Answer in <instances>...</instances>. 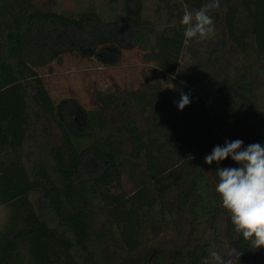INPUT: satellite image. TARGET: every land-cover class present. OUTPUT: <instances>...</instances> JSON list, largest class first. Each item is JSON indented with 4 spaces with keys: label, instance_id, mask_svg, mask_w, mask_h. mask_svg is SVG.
Masks as SVG:
<instances>
[{
    "label": "trees",
    "instance_id": "trees-1",
    "mask_svg": "<svg viewBox=\"0 0 264 264\" xmlns=\"http://www.w3.org/2000/svg\"><path fill=\"white\" fill-rule=\"evenodd\" d=\"M167 1L169 24L156 32L157 22L144 17V0H125L124 13L115 18L94 8L66 13L43 11L34 0H0V206L7 213L0 228V264H203L209 250L221 249L223 214L225 235L231 237L227 246L235 253L225 259L232 264L264 259V247L253 249L235 232L215 191L217 169L239 165L231 157L208 164L214 181L201 156L236 137L242 148L264 145V110L250 77L264 61V0H219L211 15L215 25L223 22L227 37L220 39L215 29L210 38L215 48L207 50L206 62L199 58L194 72L181 77L184 55H197L187 46L195 40L183 36L181 10L198 9L207 0ZM231 45L240 53V77H206ZM134 48L163 75L167 89L158 95L172 116L173 140L161 145L170 150L171 161L156 177H144L132 193L109 203L103 196L109 188L100 182L120 162L115 154L122 153V139L94 145L89 135L96 111L76 97L55 100L39 68L70 53L94 57L103 68ZM206 90L225 104L229 128L219 130L201 94ZM182 94L190 103L180 110ZM135 95L128 92L121 100L114 91L99 100L105 109L119 102L129 110ZM154 115L149 128L162 136L168 125ZM127 119L138 135L134 120ZM146 134L140 138L145 145ZM178 143L186 155L178 157ZM136 158L132 164L139 168ZM33 194L40 196L39 210ZM179 217L186 224L178 223ZM156 229L162 242L145 245Z\"/></svg>",
    "mask_w": 264,
    "mask_h": 264
},
{
    "label": "rangeland",
    "instance_id": "rangeland-1",
    "mask_svg": "<svg viewBox=\"0 0 264 264\" xmlns=\"http://www.w3.org/2000/svg\"><path fill=\"white\" fill-rule=\"evenodd\" d=\"M124 1L34 0V4L43 11L66 13L94 8L104 17L115 18L124 13ZM144 2V17L147 20L156 21V32H161L169 24L170 18L165 0H144ZM167 2V4L172 3L170 0ZM185 10L187 8L183 7V10H181L182 15ZM215 29L218 30L217 37H220V39L227 37L223 22L215 25ZM214 37L215 35L211 39ZM210 41V39H206L188 43V48L196 50L197 55L195 56L193 53L184 55L180 65V74L177 77L194 72L193 65L198 63L199 58L203 63L206 62L207 50L215 48ZM229 58L230 63L226 65L225 60ZM99 64L94 57H82L77 53H70L62 56L59 60H54L50 64L41 66L39 69L51 96L55 100L63 97H76L81 100L87 109L96 111L94 113L95 122L93 129L89 135L94 145L102 147L109 140L121 141L122 139V153L115 154L120 158V162L100 182L101 184H106L109 188V191L103 196L109 203H113L132 193L136 189V185L139 186L143 183L144 177H156L170 165V150L163 149L161 144L163 142L169 143L173 140V120L170 111L166 108V104L160 99L162 96L158 95V91L163 87V75L154 63L144 59V51L139 48L125 50L124 58L119 63L103 68L99 67ZM238 64H240V53L234 45H231L225 50L222 61L218 60L216 63L215 73L213 72V75L206 77H210L213 81L214 79L222 81L228 77L230 80L231 77H240V74L237 76L239 72ZM225 65L228 66V69ZM259 69L260 72L258 74L250 77H252L251 81L259 88V90H256L261 96L259 108L264 110V61L260 64ZM199 73V77H203L202 71ZM162 89L167 88L164 87ZM114 91L120 96L121 100L126 98L128 92H137V95L131 100L133 104L130 105L129 110H126L119 102L113 108L105 109L103 107L102 102L99 100L100 95L110 94ZM138 91L143 92L139 93ZM162 91L164 90H160V92ZM201 94L211 114L220 123L218 125L219 130L222 131L229 128L225 117H223V106L225 104L219 99L216 92L214 90H206L201 91ZM154 114L158 115L160 123L165 122L168 125L166 133L162 136L155 135V132L151 131L152 128H149V124H151L155 116ZM127 118L134 120L133 122L138 128V135L132 131ZM148 128L149 132L146 134L145 130ZM144 134H146L144 141L147 140L149 142L147 145L140 141ZM197 139H199V135ZM178 147V157L187 154V150L181 148V143H178ZM201 156L208 174L211 176L210 179L215 181V177L213 173L211 174V170L208 167L209 165L205 163L206 155L203 154ZM134 157H137V160L140 159L139 161L142 162L141 167L137 168V166L132 164ZM32 200L39 210L40 196L33 194ZM6 218V210L0 206V228L6 222ZM226 218L227 216L223 214L218 219L219 226L223 231L220 236L221 249L218 252L224 258L229 256L228 253L230 251L227 245L231 242V237L225 235L227 230ZM177 221L180 224H186L185 219L182 217H179ZM163 237L161 230L156 229L154 235L145 238V245L151 247L159 244L162 242ZM260 264H264V259L261 260Z\"/></svg>",
    "mask_w": 264,
    "mask_h": 264
},
{
    "label": "clouds",
    "instance_id": "clouds-1",
    "mask_svg": "<svg viewBox=\"0 0 264 264\" xmlns=\"http://www.w3.org/2000/svg\"><path fill=\"white\" fill-rule=\"evenodd\" d=\"M219 7V0H207L200 8L185 10L180 23L184 26L186 40H206L215 33V21L211 12ZM190 103L189 96L182 94L178 108L183 110ZM242 140L225 141L217 145L205 157V163H219L229 157L239 167L217 169L218 193L222 207L227 210L235 232L242 234L253 249L264 247V145L253 143L243 147ZM234 250L228 253L234 255ZM203 264H232L218 251L209 250Z\"/></svg>",
    "mask_w": 264,
    "mask_h": 264
}]
</instances>
